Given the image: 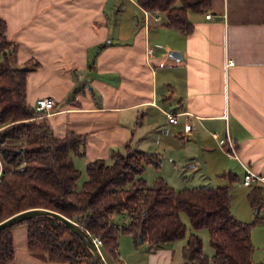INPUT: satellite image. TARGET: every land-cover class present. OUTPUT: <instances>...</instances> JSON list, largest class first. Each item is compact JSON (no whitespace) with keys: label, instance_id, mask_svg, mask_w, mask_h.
Masks as SVG:
<instances>
[{"label":"crops","instance_id":"0c3cea01","mask_svg":"<svg viewBox=\"0 0 264 264\" xmlns=\"http://www.w3.org/2000/svg\"><path fill=\"white\" fill-rule=\"evenodd\" d=\"M149 12L146 18L137 0H0L15 66L30 68L27 103L51 98L45 117L55 138L84 139L72 155L81 172L78 190L88 163L112 164L114 153L130 147L158 155L159 173L168 162L185 181L188 172L200 176L201 187L216 188L210 179L217 177V187L230 186L232 196L244 191L246 215L232 213L255 220L264 212V187L246 188L242 180L244 167L264 176V0H211L205 13L188 14L189 34ZM166 114H176L177 124ZM253 190L258 207L250 201ZM13 238L14 264H67L30 252L25 226L15 227ZM175 242L151 250L122 234L115 256L101 255L106 264H188L187 241ZM256 258L254 251V264H264Z\"/></svg>","mask_w":264,"mask_h":264},{"label":"trees","instance_id":"16d2710c","mask_svg":"<svg viewBox=\"0 0 264 264\" xmlns=\"http://www.w3.org/2000/svg\"><path fill=\"white\" fill-rule=\"evenodd\" d=\"M147 11L163 14L166 25L189 34L188 14L205 13L211 0H137ZM16 44L7 37L0 20V223L27 210L46 209L68 218L85 232L101 239L103 255L115 256L122 234L142 237L151 250L180 240L187 229L180 219L187 214L193 232L182 248L188 264H254L251 223L238 220L231 211V187H201L176 191L161 178L149 187L142 178L146 165L160 168L158 155L127 148L114 153L112 164L103 160L86 166L87 181L81 190V172L72 155H79L81 136H54L45 114L27 103L28 66L16 67ZM250 201L260 206L259 195ZM116 213H126L122 228L112 222ZM25 226L30 252L45 253L54 263L81 264L86 257L95 264L84 242L65 224L51 217H35L0 232V264H14L13 229ZM206 229L214 251L209 258L196 232ZM71 236L69 242L63 240Z\"/></svg>","mask_w":264,"mask_h":264},{"label":"rangeland","instance_id":"374dc122","mask_svg":"<svg viewBox=\"0 0 264 264\" xmlns=\"http://www.w3.org/2000/svg\"><path fill=\"white\" fill-rule=\"evenodd\" d=\"M184 169H187V168L185 167ZM160 175H166V177L169 179L168 181H165L162 178L161 179L167 182L169 185H171L176 190H181L184 188H189V189L195 188V187L197 188V187H201L202 185H204L203 183L204 181L200 179V176H193L191 175V173H188V172L186 173V175L188 176V180L185 181L183 175L181 174L180 168L174 169L173 166L168 162H167V165L163 166L162 172L160 173L155 168L149 167L147 169V172L145 173L144 180L146 181L147 179V185L151 187L154 184V182L157 179H159ZM81 183H82L81 181H78L79 185H81ZM210 183H211V186L217 187L218 185H221L222 182L220 181V179H217V177H213L210 179ZM78 189L79 188H77V190ZM244 200H245L244 191L237 189L236 192H233L232 212L240 216L246 215L244 214V205H243ZM253 212L254 211H252V213ZM257 216L259 218V221L253 226L251 235H253L255 254L257 257L256 259H258L259 261H263L264 260V222L261 221V219L264 217V212L261 214H257ZM180 219L185 224L187 233L184 238L175 242L177 246L184 245L190 233L193 232V229L190 225V221H189L187 214L182 213L180 216ZM262 220H264V218ZM113 221L115 225L122 228L123 226L127 224L128 216L126 213H116L113 215ZM253 221L250 220L249 222H246V223H251ZM196 233L202 240L204 253L209 258H212L214 255V251L212 247L210 246L208 230L202 229ZM63 240L65 242H69L71 240V236L69 234H65ZM101 254H103L102 250H101ZM81 264H90V263L86 257L82 256Z\"/></svg>","mask_w":264,"mask_h":264},{"label":"water","instance_id":"95a60500","mask_svg":"<svg viewBox=\"0 0 264 264\" xmlns=\"http://www.w3.org/2000/svg\"><path fill=\"white\" fill-rule=\"evenodd\" d=\"M176 55H179V53H176ZM257 213H258V210L255 211V214H257ZM43 216L54 218L56 220H59L63 224H65L71 232H73L75 235H77L84 242V244L90 250L95 264H106L104 259L102 258V255L100 254V252L95 247L89 233L85 232L75 222H73V221L69 220L68 218L60 215L59 213H56V212H53L50 210L32 209V210H27V211L21 212V213L15 215L13 217L7 219L6 221L0 223V232L6 228H9V227L19 223V222H22V221H25V220H28L31 218L43 217ZM138 242L143 243L144 242L143 238L139 237Z\"/></svg>","mask_w":264,"mask_h":264},{"label":"built area","instance_id":"2783aa9c","mask_svg":"<svg viewBox=\"0 0 264 264\" xmlns=\"http://www.w3.org/2000/svg\"><path fill=\"white\" fill-rule=\"evenodd\" d=\"M143 13L145 15L146 18H148V16H151L150 12L147 10L143 9ZM156 16H153V18L156 21L160 20V16L158 15V12H155ZM206 19H211L213 16H211L210 14H207ZM148 55L152 54V49L148 50ZM234 62L230 61L228 62V66H233ZM55 103L54 100H52L51 98H43V99H39L36 102V110L39 112H42L44 114H47L50 112V110L54 107ZM167 120L169 123L171 124H177L178 120H177V115L176 114H166ZM185 131L189 132L191 130V124H189L188 122L185 123ZM245 169V174L242 180V186L246 187V188H252L254 186H263L264 187V176L258 175L254 172H252L249 168L244 167ZM90 235V234H89ZM95 247L97 248V250L100 252L101 254V248L103 247V243L101 241V239L94 237L92 235H90Z\"/></svg>","mask_w":264,"mask_h":264}]
</instances>
